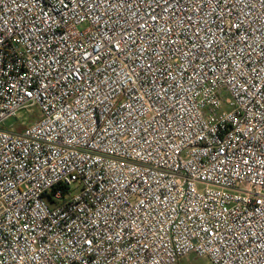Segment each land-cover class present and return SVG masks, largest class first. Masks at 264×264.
<instances>
[{"label": "built area", "instance_id": "2783aa9c", "mask_svg": "<svg viewBox=\"0 0 264 264\" xmlns=\"http://www.w3.org/2000/svg\"><path fill=\"white\" fill-rule=\"evenodd\" d=\"M190 254L264 264V0H0V264Z\"/></svg>", "mask_w": 264, "mask_h": 264}, {"label": "rangeland", "instance_id": "374dc122", "mask_svg": "<svg viewBox=\"0 0 264 264\" xmlns=\"http://www.w3.org/2000/svg\"><path fill=\"white\" fill-rule=\"evenodd\" d=\"M41 117L40 110L38 108L34 109V115L28 114L26 111H23L19 114V118H12L6 122V126L19 125V119L25 120L28 125L35 120ZM72 195H75L79 192L76 186L72 187ZM178 264H211L206 258H199L194 254H190L179 261Z\"/></svg>", "mask_w": 264, "mask_h": 264}]
</instances>
